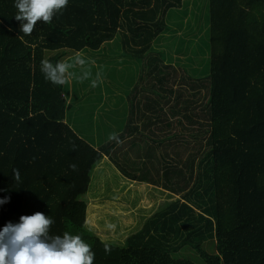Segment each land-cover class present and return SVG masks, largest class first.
<instances>
[{
    "label": "trees",
    "instance_id": "16d2710c",
    "mask_svg": "<svg viewBox=\"0 0 264 264\" xmlns=\"http://www.w3.org/2000/svg\"><path fill=\"white\" fill-rule=\"evenodd\" d=\"M182 1L68 0L25 35L14 0H0V198L9 197L0 228L43 213L53 221L47 238L80 235L92 264H264V0H209L204 76L187 61L178 75L162 52L178 41L182 25H168ZM104 44L117 47L114 66L131 65L116 82L131 109L119 133L95 142L67 122L68 82L48 80L43 62ZM103 157L126 181L173 198L132 233L122 225L119 240L85 227L84 196Z\"/></svg>",
    "mask_w": 264,
    "mask_h": 264
},
{
    "label": "rangeland",
    "instance_id": "374dc122",
    "mask_svg": "<svg viewBox=\"0 0 264 264\" xmlns=\"http://www.w3.org/2000/svg\"><path fill=\"white\" fill-rule=\"evenodd\" d=\"M183 1L172 19L175 28L168 25L172 31H178L182 25L178 36L174 32L176 36L173 38L178 41L177 43L174 41V45L167 44L169 50L165 51L162 48V52L166 55L170 53L174 60H178V75L182 74V62L187 61L185 63L194 75L204 76L208 73L210 57L209 0ZM114 48H117L114 44L109 46L104 44L98 51L70 52L57 59V63L66 65L65 71L60 73L68 82L67 94L69 101L71 100L66 120L86 140L96 142L108 139L111 129L119 133L121 130L118 128L117 120L122 114L123 117L128 116L124 110L121 111L127 100V94L123 92L125 88L116 82L122 76L128 75L131 65L114 66L110 62ZM114 62L116 63L115 60ZM101 66L107 77L99 70ZM145 122L146 120L141 118L136 124L146 136H152L150 131L154 129L143 127ZM163 124L161 121L157 126ZM125 150V146L121 148V151ZM128 155L134 159L131 152ZM107 158L109 157H103L91 174L88 192L84 196L87 204L85 227L91 233L99 235L102 240H106L107 237L119 240L121 238L118 230H122V225L127 226L123 232L128 231L123 235L132 233L130 230L138 223L136 221L139 216L148 212L150 216L163 203L172 201L173 198L169 197L167 191L156 190L152 185L126 181L116 164ZM126 208L133 210L126 212ZM136 230L137 228L134 229Z\"/></svg>",
    "mask_w": 264,
    "mask_h": 264
},
{
    "label": "clouds",
    "instance_id": "9594fccd",
    "mask_svg": "<svg viewBox=\"0 0 264 264\" xmlns=\"http://www.w3.org/2000/svg\"><path fill=\"white\" fill-rule=\"evenodd\" d=\"M67 3L68 0H14L15 19L19 21L20 31L31 34L38 20L50 22L53 13ZM65 67L64 63L53 67L51 63L43 62L45 77L57 83L63 82L59 74L65 71ZM110 138L113 137L110 135ZM13 177L20 180L19 170H13ZM8 199V196L0 198V204ZM51 223V217L36 212L22 215L17 223H7L0 228V264H92L94 253L80 235L64 233L49 240Z\"/></svg>",
    "mask_w": 264,
    "mask_h": 264
},
{
    "label": "crops",
    "instance_id": "0c3cea01",
    "mask_svg": "<svg viewBox=\"0 0 264 264\" xmlns=\"http://www.w3.org/2000/svg\"><path fill=\"white\" fill-rule=\"evenodd\" d=\"M130 109H131V107H130L129 104H127V105H123V106L121 107V111L124 110V111L126 112V116H127V114L130 113ZM125 121H126V117H123V114L121 115V118H119V119L117 120V122H125Z\"/></svg>",
    "mask_w": 264,
    "mask_h": 264
}]
</instances>
